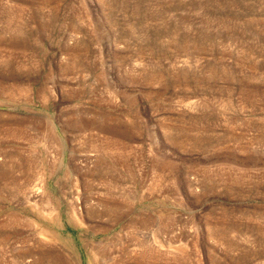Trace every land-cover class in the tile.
I'll use <instances>...</instances> for the list:
<instances>
[{
    "label": "rangeland",
    "instance_id": "1",
    "mask_svg": "<svg viewBox=\"0 0 264 264\" xmlns=\"http://www.w3.org/2000/svg\"><path fill=\"white\" fill-rule=\"evenodd\" d=\"M0 264H264V0H0Z\"/></svg>",
    "mask_w": 264,
    "mask_h": 264
},
{
    "label": "bare ground",
    "instance_id": "2",
    "mask_svg": "<svg viewBox=\"0 0 264 264\" xmlns=\"http://www.w3.org/2000/svg\"><path fill=\"white\" fill-rule=\"evenodd\" d=\"M33 187H35V184H34V186H33ZM15 219H16V218H15ZM148 246H149V245H148ZM152 247H153V245H152ZM150 251H151V250H150ZM147 253L149 254L148 248H147V249H145V250L143 251V253H142V254H145V255H146ZM157 253H158V252H157Z\"/></svg>",
    "mask_w": 264,
    "mask_h": 264
}]
</instances>
